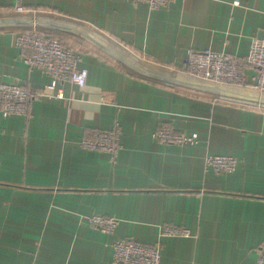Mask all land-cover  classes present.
I'll list each match as a JSON object with an SVG mask.
<instances>
[{"label": "crops", "instance_id": "obj_1", "mask_svg": "<svg viewBox=\"0 0 264 264\" xmlns=\"http://www.w3.org/2000/svg\"><path fill=\"white\" fill-rule=\"evenodd\" d=\"M20 1L65 15L139 62L179 67L189 51L206 49L242 57L264 35V0H173L157 9ZM13 4L0 0V19L19 16ZM10 30L0 28V82L43 90L50 77L22 61ZM60 36L86 68L85 85L58 81L26 115L0 117V264H111L114 238L160 242V264H255L264 249V111L142 77L88 39ZM244 72L250 84L254 70ZM116 124L115 161L78 146L87 131ZM161 125L198 143L155 141ZM206 154L235 157V170L205 171ZM92 214L116 218L114 233L87 224ZM163 224L192 236L159 237Z\"/></svg>", "mask_w": 264, "mask_h": 264}, {"label": "built area", "instance_id": "obj_2", "mask_svg": "<svg viewBox=\"0 0 264 264\" xmlns=\"http://www.w3.org/2000/svg\"><path fill=\"white\" fill-rule=\"evenodd\" d=\"M131 3L144 2L149 8H167L173 0H127ZM12 10L20 16L48 17L68 21V18L58 12L25 6L20 0H14ZM13 45L20 50L22 61L33 68L40 69L50 77V83L39 92L31 91L27 86L15 83L0 82V117L3 119L26 115L30 101L37 97L53 96L51 90L58 81H69L77 86H84L87 77L85 67H79L80 57L72 48L62 42L57 33L42 32L37 27L11 28ZM146 65L161 72H168L181 77H187L202 82H209L231 88L253 90L264 94V35L250 39L247 53L237 57L225 52L189 51L179 67L169 66L162 62L149 61L143 58ZM139 62V61H138ZM140 62V63H141ZM252 68V82L246 83L244 71ZM61 92L57 94L61 96ZM103 97V96H102ZM103 100V98H100ZM231 100L230 98H223ZM234 104L257 111H264V104L232 99ZM155 141L172 145H195L198 143L196 134H185L174 131L168 125L157 127L152 133ZM78 146L89 151H99L108 154L115 161L120 149V128L116 124L109 130L91 129L78 140ZM205 171L230 173L236 168V159L229 155L206 154L203 159ZM85 222L94 226L100 232L113 234L118 220L114 217L89 215ZM159 237L177 236L191 237V232L173 224H163L159 227ZM112 252L111 264H160V242L146 244L132 238H114L109 244ZM255 264H264V249L255 260Z\"/></svg>", "mask_w": 264, "mask_h": 264}, {"label": "water", "instance_id": "obj_3", "mask_svg": "<svg viewBox=\"0 0 264 264\" xmlns=\"http://www.w3.org/2000/svg\"><path fill=\"white\" fill-rule=\"evenodd\" d=\"M37 27L44 29H51L54 31H60L65 33L76 34L82 36L97 47L114 57L120 63L125 65L132 72L146 78L161 81L167 84L187 88L191 90H197L213 94L220 97L237 99L243 101H250L255 103L264 104V94H261L253 90H244L238 88L226 87L218 84H212L209 82L197 81L187 77H181L168 72H161L147 67L146 65L136 61L132 57L127 56L120 49L113 46L108 41L94 34L91 30L84 27L83 25L52 19L48 17H30V16H14L4 19H0V28L2 27Z\"/></svg>", "mask_w": 264, "mask_h": 264}, {"label": "trees", "instance_id": "obj_4", "mask_svg": "<svg viewBox=\"0 0 264 264\" xmlns=\"http://www.w3.org/2000/svg\"><path fill=\"white\" fill-rule=\"evenodd\" d=\"M40 31L42 32H48V33H57V35H60V33H64V32H60V31H54V30H51V29H44V28H38ZM62 42L64 44H66V42H64V40L62 39ZM67 45V44H66Z\"/></svg>", "mask_w": 264, "mask_h": 264}]
</instances>
